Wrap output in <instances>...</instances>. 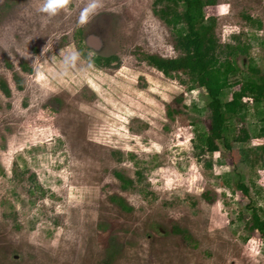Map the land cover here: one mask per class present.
I'll return each instance as SVG.
<instances>
[{
    "label": "rangeland",
    "instance_id": "rangeland-1",
    "mask_svg": "<svg viewBox=\"0 0 264 264\" xmlns=\"http://www.w3.org/2000/svg\"><path fill=\"white\" fill-rule=\"evenodd\" d=\"M152 1L104 0L79 26L87 0L54 17L42 0H0V264H264L249 228L264 210V105L244 100L219 151L199 156L207 93L147 65L178 56ZM206 14L221 43L248 45L241 66L264 67V0H217ZM240 129L246 144L232 140Z\"/></svg>",
    "mask_w": 264,
    "mask_h": 264
},
{
    "label": "trees",
    "instance_id": "trees-1",
    "mask_svg": "<svg viewBox=\"0 0 264 264\" xmlns=\"http://www.w3.org/2000/svg\"><path fill=\"white\" fill-rule=\"evenodd\" d=\"M216 5L217 0H153L152 13L170 30L178 56L170 59L157 55L144 57L148 66L165 77L180 80L181 84H195L206 91L209 126L207 131H196L193 140V148L199 156L219 151L218 142H224L232 131L229 123L237 117L243 118L247 111L244 100L253 105H264V67L255 66L252 60L246 68L240 65L238 57L249 59V47L239 36H233L232 43H221L216 35L217 18L206 14ZM255 23L259 28L260 23ZM113 60L117 58L97 57L95 64L109 67ZM182 74L186 79L181 80ZM229 90H232L230 98L224 99ZM0 91L9 95L4 81ZM260 132L262 135H257L256 139L264 135V128ZM232 140L246 144L251 137L246 129H240L237 134H232ZM225 147L231 149L229 144ZM113 176L123 190L133 183L119 172H114ZM236 187L248 197L246 186L239 183ZM109 200L123 210H130L122 200L115 197ZM249 228L264 239V210L251 209Z\"/></svg>",
    "mask_w": 264,
    "mask_h": 264
},
{
    "label": "clouds",
    "instance_id": "clouds-1",
    "mask_svg": "<svg viewBox=\"0 0 264 264\" xmlns=\"http://www.w3.org/2000/svg\"><path fill=\"white\" fill-rule=\"evenodd\" d=\"M72 2L73 0H42L39 11L47 17H54L61 11L67 10ZM103 8L104 0H87L80 12L78 25L85 26L91 23V21L100 14ZM76 56L77 54L74 53L72 58L75 59Z\"/></svg>",
    "mask_w": 264,
    "mask_h": 264
}]
</instances>
